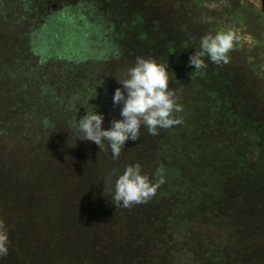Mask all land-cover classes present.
<instances>
[{
	"label": "trees",
	"instance_id": "obj_1",
	"mask_svg": "<svg viewBox=\"0 0 264 264\" xmlns=\"http://www.w3.org/2000/svg\"><path fill=\"white\" fill-rule=\"evenodd\" d=\"M0 1L3 4L11 1L18 17V21H3L6 27L0 46L13 55L39 54L40 62L39 69L18 72L21 74L13 84L22 97L12 113L18 116L22 113L19 121L29 120L33 103L41 102L46 116L42 120L44 135L31 141L26 123L15 128L20 124L14 122L13 114L0 118V190L5 194L10 188L18 189L16 196L20 200L30 195L28 205H34L38 211L32 215L34 208L30 211L27 208L25 234L12 233L23 245L18 264H74L76 248L67 239L53 245L42 241L40 248L32 252L29 242L34 233L29 227L38 226L41 240L58 233L59 229L71 230L75 245L79 246L81 238H77L76 231L83 221L73 207L74 200L86 201V206L79 207L83 212L94 199L80 170L103 164L118 173L126 165L135 163L141 165L142 172L151 181L163 178L169 182L164 194L175 206V214H169L164 221L153 210L150 212L151 207L141 204L118 207L112 201V183L108 204L111 219L105 226L104 221L96 226L95 231L105 230L93 245L83 247L86 255L77 258V264H264V112L252 92V101L244 98L232 79L231 97L239 107L232 117L240 120L238 126L234 124L232 128L233 133L240 135L234 144L224 141L223 137L219 139L217 130L202 126L197 135L202 131L203 134L192 139L176 137L165 152L156 142L157 137L146 134L147 129L141 127L139 139L127 141L119 159L114 160L110 152L100 151L93 142L75 141L77 134L71 127L72 118L76 115L79 120L85 114L84 108H91L89 103L95 110L101 109L99 112L107 124L105 128L102 126L104 129L110 127L113 115L119 114V106L112 104V95L121 87L116 81L120 78L94 77L106 73L104 68L100 69L103 66L100 62L108 51L105 50L107 42L108 47H114L110 38L106 39L110 20L84 1ZM184 1L185 16L182 17L188 31L174 30L176 40L191 48L193 54L199 50L197 45L202 36L233 32L235 39L228 53V63L217 65L207 56L203 58L210 69L207 77H249L253 84H258V92L264 98V0ZM102 20L107 23L99 28ZM87 23L90 26H86ZM192 23L199 25L194 32L199 36L190 33ZM130 29L126 32H132L139 40V32ZM104 31L106 34H101ZM135 56L132 54L134 61ZM59 62L60 68L56 67ZM15 64L17 62L12 66L14 70ZM114 66L110 64L111 68H105L110 72L117 68ZM44 67L58 73L53 84L72 95L69 104H55L51 107L54 109H48L55 101L48 98L51 78L40 77ZM98 84L101 85L97 87ZM34 87L39 89L35 95L32 94ZM78 105L81 109L77 112ZM53 124H56L55 133L50 132ZM248 135L258 138L259 142L249 144L244 150L242 141ZM219 140H223L222 144ZM31 144L36 146V154H29L27 149ZM116 162L120 163V169ZM122 235L127 241L121 239ZM91 250L93 254L88 253Z\"/></svg>",
	"mask_w": 264,
	"mask_h": 264
},
{
	"label": "rangeland",
	"instance_id": "obj_2",
	"mask_svg": "<svg viewBox=\"0 0 264 264\" xmlns=\"http://www.w3.org/2000/svg\"><path fill=\"white\" fill-rule=\"evenodd\" d=\"M72 1L75 3H81L83 1L89 3L99 14L101 13L103 16L105 15L111 22L110 27H107L108 32H101V34H106L107 32L106 39L110 38L111 43L114 46L108 47L107 42V48L105 50L108 51L102 57V61L100 62V64L103 65L100 69L104 68L106 73L101 72V75L98 74L94 77L124 78L127 69L134 63L132 54H136V58L139 55V57L153 58L158 63L165 65L168 69L169 88L174 90L177 103L182 105V111L180 113H174V116L182 117L183 123L168 129L158 130L159 134L156 135L158 139H156V142L161 145L160 148H162L163 151L168 152V144L175 141L176 137H186L187 139H192L196 136L197 138V136L203 134L202 131L197 135L198 129L202 126H209L211 129L217 130V132L220 133L219 139L223 137L224 141L233 142V144L235 141L238 142L240 135L233 133L232 131L234 124L238 126V123L240 122L239 118L232 117L236 108H239L234 104L231 97L232 90L230 86H232L233 83L239 87V93L242 94L244 98L248 97V100H251L252 92L261 106L260 110L264 112V98L262 97V94L258 92L259 86L258 84H253V81L250 80L249 77H207L210 73L209 67L205 66L204 69L196 71L194 70V67L189 66L188 60L189 56L192 54V49L182 46L178 39L176 40L177 37L176 34H174V30L183 29L184 31H188V29L184 27L185 21L182 17V15L185 16L182 12L185 5L184 0ZM9 5L10 7H8ZM111 16L113 18H111ZM175 16L177 19H175ZM4 20L11 22L18 21L17 12H15L12 8L11 1H9L8 4H3V2L0 1V39L3 34L2 31L6 27V23H3ZM106 23V20H102L98 27L101 28L105 26ZM135 23H139V26L135 25ZM86 26H90L89 23H87ZM191 27L194 30L190 28V33L192 32L194 36H199L197 32L194 34L195 28L198 29L199 25L192 23ZM37 28L39 29V26L36 27V29ZM129 29H135L136 32H139V40L131 34L132 32H126ZM28 42L31 41L28 40ZM197 46H199V43ZM13 54L9 53L7 49L0 46V118L4 119H6L10 113L13 114L12 111H16V109L12 110V108L16 104L20 103V98L22 97V93H19L18 89H16V85L13 84L15 78L21 74L18 72L25 71V73H27L30 68H40L39 54L29 55V53H27V55H25L23 52L18 53V55ZM123 54L128 55L127 58L124 57ZM42 61L43 60H41V62ZM16 62L17 64L15 65L17 66L14 70L12 66ZM110 64L116 65L114 67L117 68L107 72L108 68L105 67H110ZM51 66L54 67V65ZM61 66L60 62L56 65L58 68ZM86 66H89V64L85 65L83 69L86 68ZM87 69H90V67ZM41 70L43 73L40 77L51 78V80H49L48 89L50 90V93L48 98H52L55 102L49 104L48 109L53 107L55 104H69V101L72 100V95H70L69 92H66L67 89L64 91L63 87L54 85L56 81L55 78L59 76L58 73L48 70L46 67ZM33 71H31V73H33ZM83 77H86V75H83ZM258 78L261 79L262 77ZM240 86H246L249 90ZM38 91L39 89L34 87V92L32 94L35 95ZM44 100L47 101L46 99ZM33 104L34 106L28 114L32 115L29 120L19 121L22 113H20V116H18L17 113L13 114V117L15 118L14 122L20 124L15 128H20L25 123L27 124V129L30 135L29 141L34 139L36 136L44 135L43 131H46L42 126V120L46 117L44 114L45 111L41 108L43 104L41 102ZM91 106L93 105L89 103L88 107ZM76 108L81 109V105L76 106ZM94 108L96 109V107ZM97 109L98 110L96 111L100 113L99 111L101 109ZM119 110L118 112H120ZM103 112L106 113L104 110ZM232 118L234 121H232ZM113 119H120V115L118 113L114 114L111 120ZM9 122H11V120H9ZM55 125L53 124V128L50 130L51 133H55ZM102 126H104V128L107 126L106 120L103 122ZM149 140H153L151 139V136H149ZM222 141L223 140H219L220 144H222ZM258 142V138L248 135L244 137L241 147L246 150L249 147V144L257 145ZM223 145H226V143L224 142ZM173 146H170V148L172 149ZM27 150L30 155L33 153L36 154V146L34 147L32 144ZM157 153L158 151L156 154ZM115 165L120 169L121 165L119 162H116ZM103 166V164H94L80 170V174L83 177L85 184L88 186L89 190H92L91 194L94 197L92 203L90 204L91 206L87 207L83 212L79 210V207L81 208L86 206V201L78 198L74 200L73 207L76 209L83 221L81 225H77L78 229L76 231L78 234L77 238H81L80 245H75L76 239L73 233H71V230L67 231L59 229L58 233L56 232L41 240L39 232H37L38 226L32 228L29 227L32 234L34 233L35 235L31 236V242H29L30 246H33L31 249L32 252L40 248L42 241L49 243V245H53L57 244V242L62 239H67L69 242L72 241L74 247L76 248L74 264H77V258L85 257L84 255H86V253L82 252L84 249L83 247L93 245L95 240L99 239L101 232L105 230L104 228L103 230L96 229L95 231L96 226L103 221L104 223L102 224L105 226V223L111 219V206H108L111 202V192L109 190V186L111 187L112 183H114L115 175L112 173L114 172V169L111 168V166ZM163 181L164 182L157 188L156 194L146 203H142L141 205L143 207H151L150 212L153 210V212L157 213L160 219L162 218L166 221V216L169 214H175V206H173L169 200L166 199L167 196L164 193H166L167 189H169V182L167 180ZM152 182L156 183L158 181L152 180ZM100 184L103 186L101 189L98 187ZM0 191L2 192L0 193V221L3 222L8 231L9 240L8 254L0 257V264H18V256L20 251L23 250V245L18 241V239H15V236L12 233L25 234L24 224L26 223V219L24 216L26 211H30V209L34 208L32 215L38 214V211L35 210L34 205H28L31 204L30 195H27L25 200H20L16 196L18 189L10 188V191L7 190L5 194L3 193V189ZM163 220L162 223L164 222ZM32 226H34V224H32ZM121 239L127 241L123 235ZM91 252L92 254L94 253L93 250L88 253Z\"/></svg>",
	"mask_w": 264,
	"mask_h": 264
},
{
	"label": "clouds",
	"instance_id": "obj_3",
	"mask_svg": "<svg viewBox=\"0 0 264 264\" xmlns=\"http://www.w3.org/2000/svg\"><path fill=\"white\" fill-rule=\"evenodd\" d=\"M234 39L231 31L202 36L199 50L189 56V66L196 71L204 69L205 56L217 65L228 63V53L233 48ZM116 81L121 87L115 89L112 104L114 107L119 106L121 118L111 120L110 127L104 129V115L98 113L93 106L83 107L85 114L79 120L76 115L71 120V127L77 134L75 141L93 142L100 151L110 152L115 160L119 159L127 141L139 139L141 127L146 128L149 135L156 136L159 129H168L183 123L182 117L174 116V113L182 111V105L177 103L174 90L169 88L168 69L165 65L150 57H137L127 69L124 78ZM113 175L115 182L112 201L116 206L124 208L146 203L164 182L161 178L153 183L142 172L139 163L126 165L122 172H114ZM8 244V231L0 221V257L8 254Z\"/></svg>",
	"mask_w": 264,
	"mask_h": 264
}]
</instances>
